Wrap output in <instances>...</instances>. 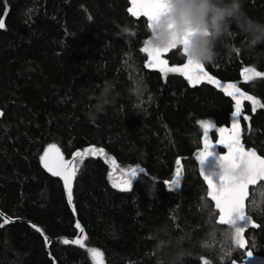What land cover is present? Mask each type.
Listing matches in <instances>:
<instances>
[{"label": "trees", "instance_id": "1", "mask_svg": "<svg viewBox=\"0 0 264 264\" xmlns=\"http://www.w3.org/2000/svg\"><path fill=\"white\" fill-rule=\"evenodd\" d=\"M243 6L264 21V0ZM129 8V0H0V264H95L91 249L102 264H168L154 249L158 225L161 236L185 237L184 264L245 258L232 229L218 223L193 158L202 125L215 126L208 137L216 140L233 102L208 84L191 87L180 73L150 69L147 20ZM124 24L136 32L128 42L115 35ZM241 39L237 30L235 43ZM166 60L183 67L186 58L173 50ZM205 67L223 81H240L249 67L261 74L241 85L259 102L246 103L242 122L246 146L264 155V44L255 53L218 46ZM136 75L149 85L141 100L127 93ZM105 80L115 87L102 98ZM53 145L76 169L71 201L43 167ZM88 148L104 155L75 157ZM133 168L143 171L131 190L113 186ZM247 211L260 225L247 233L248 248L264 256V183L251 188ZM81 233L83 246L71 243Z\"/></svg>", "mask_w": 264, "mask_h": 264}, {"label": "snow or ice", "instance_id": "2", "mask_svg": "<svg viewBox=\"0 0 264 264\" xmlns=\"http://www.w3.org/2000/svg\"><path fill=\"white\" fill-rule=\"evenodd\" d=\"M132 5L133 6L130 7L128 11L134 16L142 15L146 17L148 25L151 27L153 22L166 7V0H132ZM3 27V21L0 20V28ZM169 50L170 49H153L146 45L143 51L147 52L149 56L147 66H155L165 76L170 72L180 73L185 76L193 86L200 83L201 77L203 76L208 83H216L217 87H220L218 81H215L204 72L202 64L193 63L190 59H186L187 62L183 67H168L167 60L163 59L162 56ZM243 71L245 73V79H252L253 76L261 75L252 68H245ZM224 91L227 92L228 96L235 98L237 117L241 111V98L252 101L253 105L259 103L252 96L241 92L236 84H227L224 87ZM261 107H264V104H261ZM253 111H255V108H253ZM0 115H2V113H0ZM245 119H247V117H245ZM202 127L204 128L203 149L199 151L196 156L199 161L200 172L203 174L204 181L207 182L208 196L214 201L215 208L218 210L219 222L231 224L235 227L234 243L243 248L246 242L243 239L242 233L251 223L250 218L245 215V200L248 196L249 186L256 185L258 181H264V158L257 155L254 150L246 151L244 149L239 138L240 130L238 124L233 123L230 130L224 127L216 128L215 131L219 134L218 144L226 146L227 152L220 157L222 172L219 178L214 180L211 175L205 173L203 162L212 154V150L215 146L210 143L208 137L210 128H214L215 126L204 123ZM50 152H54V155L50 156ZM98 154L104 155L102 148H88L83 153L76 152L75 157ZM42 159L43 166L48 172L63 179V183L67 188V198L71 201L72 181L76 175V169L72 167V162L64 161L59 149L54 145L51 146L49 152H45ZM241 162L247 164V173L244 176H237L234 174V169H236ZM112 163L114 164L115 161H112ZM142 171V169H129L127 173L128 179L121 181L119 184L114 183L113 186L120 191L131 190L132 179ZM180 179V170L178 169L176 179L172 182V185H170V190L172 187L178 186ZM76 227L79 228L80 225L77 224ZM64 243L68 244L70 241L64 240ZM71 243L83 246L80 239L73 240ZM90 252L95 264H102L103 254L97 249H91ZM247 255L251 256V252H248Z\"/></svg>", "mask_w": 264, "mask_h": 264}, {"label": "clouds", "instance_id": "3", "mask_svg": "<svg viewBox=\"0 0 264 264\" xmlns=\"http://www.w3.org/2000/svg\"><path fill=\"white\" fill-rule=\"evenodd\" d=\"M117 27L115 35L125 42L136 36L128 24ZM237 30L242 37L239 44L235 43ZM144 43L153 49L177 50L193 63L212 64L218 56V46L225 47L229 54L257 52L264 44V21L249 16L243 0H166V7L149 27ZM124 66L131 67L127 61ZM114 87L112 81L105 80L101 97L107 96ZM148 90L145 78L136 75L132 77L127 93L141 100ZM89 118L94 117L90 114ZM244 170L242 165L234 173L240 175ZM200 199L204 201L206 197L201 195ZM164 227L158 225L154 229L155 252L166 258L168 264H184L190 255V249L185 247V237L161 236L160 230Z\"/></svg>", "mask_w": 264, "mask_h": 264}, {"label": "water", "instance_id": "4", "mask_svg": "<svg viewBox=\"0 0 264 264\" xmlns=\"http://www.w3.org/2000/svg\"><path fill=\"white\" fill-rule=\"evenodd\" d=\"M129 3H130V7H132V6H133V5H132V0H129ZM129 13H130V12H129ZM130 14H131V13H130ZM131 16H133V17L136 18V19H139V18H145V19L147 20V18L144 17V16H142V15H141V16H134V15L131 14ZM147 23H148V21H147ZM148 27H149V25H148ZM145 46H146V44H145ZM172 51H173V50H169L168 52L164 53L163 56H162V58L166 60V57H167ZM145 54H146V56H147V63H148L149 56H148V53H147V52H145ZM186 62H187V61L185 60V63H186ZM185 63H184V64H185ZM149 68H150V69H153V70H155V71H159V69L156 68L155 66H153V67H149ZM249 68L254 69L253 67H249ZM203 70H204V72H206L209 76H211L215 81H218L219 84H220V87H217L216 83H208L207 80H206V78L203 77V76L201 77V82L195 84V86H193V84L190 83V82L187 80V78H186L185 76H184V78H185V80L187 81V83H188L191 87H199V86H201V85H203V84H208V85H210V86L216 88V89L219 90L220 92H222L226 97L230 98V99L232 100V102H233V112H232V114H231V116H230V124H229V125H223V126H221V127H224V128H226V129H229V130H230L231 127H232V124H233V123L238 124V126H239V130H240V131H239V138H240V142H241V144L243 145L244 149H245L246 151L254 150V151L257 153V155H259L261 158H264V155H261L260 153H258L257 150L254 149V148H248V147L246 146L245 142H244V137H243V134H244V127H243V122H242V116H243V114H244L245 105H246V103H247L249 100L241 98V111H240L239 116L237 117V116H236V100H235L234 97H230V96H228V95H227V92L224 91V87H225L227 84H229V83H233V84H236V85H237V87L240 89L241 92L245 93L246 95H250V94H249V93H248V92H247V91H246L241 85H242V83H245V82H252V81H254V80L256 79L257 76H253L252 79H245V73H244V71H243V72H242V76H241V80H240V81H223V80H221V79L215 77L213 74H211V73L207 70V68L205 67V65H203ZM255 71H256V69H255ZM256 72H257V71H256ZM0 113H2L1 109H0ZM1 116H2V115H0V118H1ZM218 128H220V127H218ZM216 135H217L216 140H213L212 138L209 137V141H210V143L213 144V145H215V146H214V148H213V150H212V154H211L210 156H208V157L206 158V160L203 162V168H204V170H205V173L208 174V175H211V176L213 177L214 180L218 179L219 176H220V174H221V172H222V166H221V163H220V157H221L223 154H225V153L227 152V147H226V146L218 144V140H219V134H218V132H216ZM203 144H204V141H203ZM203 144H202V145H203ZM50 148H51V147H50ZM50 148H49V149H50ZM49 149L47 150V152H49ZM202 149H203V146H202L201 149L196 150V151L194 152V154H193V158L195 159L196 163L198 164L199 172H200V166H199V161H198V159H197L196 154H197L199 151H201ZM59 152H60V150H59ZM60 154H61L63 160L66 161L65 158H64V156L62 155L61 152H60ZM49 155H50V156L54 155V152H50ZM242 165L245 166V170H244L243 173H241L240 175H237V176H244V175H246V173H247V164H246L245 162H241V163L237 166L236 169H239ZM43 167H44V166H43ZM44 169H45V168H44ZM236 169H234V170H236ZM45 170H46V172H47L49 175H51V176L54 177V178H57V179L61 180L62 183H63V179H62L61 177L54 176V175H52V173L48 172L47 169H45ZM234 174H235V173H234ZM200 176H201V178L203 179V174H202L201 172H200ZM203 181H204V179H203ZM204 182H205V184H206V186H207V182H206V181H204ZM260 183H264V181H258L256 185H254V186H249V189H248V196L246 197V200H245V215H246L247 217L250 218V222H251V223H250V226L246 227L245 230H244V232L242 233L243 239H244V241L246 242L245 247L241 248L240 246H237V245L234 243V238H235V227H234L233 225H231V224L220 223V222H219V216H218V223H219V224L224 225V226H228L229 228L232 229V237H233V244H234V246H235L236 248H240L241 250L245 251V258L243 259V261H241V262H233V263H231V264H264V256L256 255L252 250H249V248H248V247H249V242H248V238H247V233H248L251 229H258L259 226H260L259 223H257V222L254 220V218H253L251 215L248 214V211H247V202H248V199H249V196H250V190H251V188L258 186ZM63 186H64L65 191H66V193H67V188L65 187L64 183H63ZM207 188H208V186H207ZM72 189H73V181H72ZM208 197H209V196H208ZM209 198H210V197H209ZM210 199H211V198H210ZM211 200H212V199H211ZM212 201H213V200H212ZM213 203H214V201H213ZM214 205H215V204H214ZM216 210H217V209H216ZM217 211H218V210H217ZM252 225H254V226H252ZM82 235H83V233H81L80 236H78V237L75 238L74 240H76V239H80V240L82 241ZM248 252H251V256H248V255H247Z\"/></svg>", "mask_w": 264, "mask_h": 264}]
</instances>
